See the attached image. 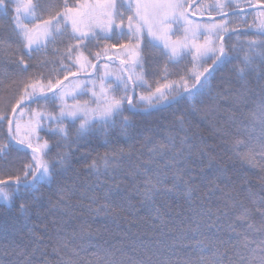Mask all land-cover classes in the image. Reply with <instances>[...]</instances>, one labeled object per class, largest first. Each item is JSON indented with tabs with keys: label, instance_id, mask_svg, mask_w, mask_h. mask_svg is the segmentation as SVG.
Segmentation results:
<instances>
[{
	"label": "snow or ice",
	"instance_id": "obj_1",
	"mask_svg": "<svg viewBox=\"0 0 264 264\" xmlns=\"http://www.w3.org/2000/svg\"><path fill=\"white\" fill-rule=\"evenodd\" d=\"M194 2L0 0V204L15 207L35 245L30 254L20 253V264H43L36 257L44 255L45 237L36 229L49 217L47 240L57 247H68L57 216L76 209L117 225L131 217L130 231L137 209L130 201L118 203L126 199L121 172L133 181L144 177L131 188L149 207L146 222L156 234L146 242V232L131 233L130 247L139 244L141 256L126 264H170L166 254L178 244L197 253L180 264H264V0ZM232 36L237 43L229 45ZM238 51L243 55L233 64ZM229 64L232 76L214 85V74ZM250 101L255 108L246 112ZM162 107L175 108L171 126L162 136L144 135L137 163L123 167L133 158L132 147L104 155L111 183L100 181L95 160L88 169L97 184L65 179L74 157L91 155L96 136L106 143L113 133L117 142L128 140L137 112ZM198 118L223 137L230 128L243 129L246 138L228 141L229 160L241 170L259 169L260 192L244 175L229 172L216 148L198 135ZM102 185L101 200L96 188ZM173 200L186 208L175 211ZM94 235L82 224L73 255L95 247ZM169 236L170 242L162 239Z\"/></svg>",
	"mask_w": 264,
	"mask_h": 264
},
{
	"label": "trees",
	"instance_id": "obj_2",
	"mask_svg": "<svg viewBox=\"0 0 264 264\" xmlns=\"http://www.w3.org/2000/svg\"><path fill=\"white\" fill-rule=\"evenodd\" d=\"M205 3H211L213 0H205ZM4 17L0 16V26L3 24ZM257 31V29H256ZM3 33H0L2 35ZM254 34V33H253ZM255 38V37H253ZM241 40L247 39V37H241ZM229 45L237 43L236 37L232 36L231 40H227ZM233 64L238 62V58L242 57V52L234 53ZM36 57L33 58V63L36 62ZM5 65L0 64V73H2ZM232 64L222 67L214 74L213 84H220L222 80H226L231 77L232 74L230 69ZM115 70V69H113ZM234 81V77H233ZM67 83V82H66ZM254 100L257 98H253ZM36 107V105H33ZM182 107V106H180ZM255 108V103L251 102L248 104L246 112ZM175 110L174 107H168L167 109L158 110L151 113H136L132 119L135 124L132 138L125 140V138L120 137L119 142L115 138V133L111 134L108 138V142H105V137L101 134L96 136L90 145L91 155L85 159H76L74 157L73 167L68 172L65 177L66 180H77L79 185H95L98 183L95 174H89L88 165H90L94 160L101 169L100 181H107L111 183V176L104 174L103 169V157L106 153L117 151L120 148L126 151L129 147L134 150V155L131 160L127 158L123 161V167L127 168L130 164L137 163L135 159V150L140 149L143 142L144 135L149 131L154 133L156 136H162L164 130L171 126L172 117L171 114ZM128 113H126L127 115ZM227 114H225V117ZM27 120V116L24 117ZM245 122L250 123L251 117L247 116ZM198 124L196 131L200 137H203L205 142L213 145L216 151L221 154L225 166L228 168L230 173H239L244 175L249 181L250 186L253 191L260 192V176L261 173L259 169H253L244 167L242 170L238 162L229 160V155L231 154L227 151L230 148L231 136H241L246 138V133L241 128H230V136L223 137L217 132L216 128L213 126L212 122L201 121L199 118L195 121ZM6 131V126H5ZM79 156V153H77ZM4 165L0 163V168ZM12 165H9L11 168ZM111 172V170H109ZM119 182L121 187L125 189L124 197L118 201V203H124L127 206V202L130 201L137 209L138 222L131 225V230L129 231L128 220H121L119 225L114 224L110 218H105L103 216L93 217L86 212H82L80 209H76L67 216L61 219V216H57V220L63 223L66 229V242L68 247L64 248L62 246L57 247L51 241L47 240V236L51 233V217L48 218L44 223L49 226V231H44V223H40L39 227L36 229L41 235L45 237L41 251L44 253L43 256L37 255L36 260L43 261V264H61V260H67L71 258L74 264H107L108 260L114 261L115 264H119L120 261H124L125 264L128 258H140L141 249L139 244L134 251L130 247V240L133 239L131 233L135 232H146L145 241L149 239H156V234L152 229L148 227L147 219L150 216V209L147 205L141 204L139 197H137L132 191L131 185L141 182L144 177H137L135 181L131 177L125 176L122 172L118 174ZM96 188V194L100 196L102 200L103 187ZM45 191H47L45 189ZM74 199H79V193ZM217 199L213 198V204L217 203ZM172 207L175 211H181L186 208L183 201H171ZM163 211H167L166 208H162ZM122 216L126 213H122ZM142 218V219H141ZM87 222L92 226L95 233L93 242L95 247L89 248L86 251L79 252V255H73L74 250H76V245L78 241V234L80 231V226ZM74 233L77 235L74 237ZM128 233V235H126ZM166 242L171 241V236L162 238ZM35 245L31 242V237L29 236L26 229L21 227V222L17 218V212L15 207L8 209L6 206L0 204V264H20L23 257L20 255L21 252L31 253ZM170 259V264H180L181 261L188 257L195 258L197 253L190 247H185L178 244L174 252H168L166 254Z\"/></svg>",
	"mask_w": 264,
	"mask_h": 264
},
{
	"label": "water",
	"instance_id": "obj_3",
	"mask_svg": "<svg viewBox=\"0 0 264 264\" xmlns=\"http://www.w3.org/2000/svg\"><path fill=\"white\" fill-rule=\"evenodd\" d=\"M201 2V0H198L196 3H194L193 4V7H195V4H197V3H200ZM190 11H191V9H190ZM249 12H253V11H255V9H250V10H248ZM165 108H168V107H162L161 109H165ZM160 109V110H161ZM153 111H156V110H151V111H149V112H144V111H140V113H150V112H153Z\"/></svg>",
	"mask_w": 264,
	"mask_h": 264
},
{
	"label": "rangeland",
	"instance_id": "obj_4",
	"mask_svg": "<svg viewBox=\"0 0 264 264\" xmlns=\"http://www.w3.org/2000/svg\"><path fill=\"white\" fill-rule=\"evenodd\" d=\"M85 99L87 98V97H84Z\"/></svg>",
	"mask_w": 264,
	"mask_h": 264
}]
</instances>
